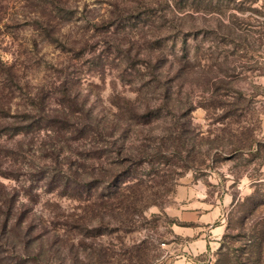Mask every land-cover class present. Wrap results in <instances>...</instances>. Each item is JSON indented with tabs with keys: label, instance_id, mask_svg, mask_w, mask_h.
Returning <instances> with one entry per match:
<instances>
[{
	"label": "rangeland",
	"instance_id": "obj_1",
	"mask_svg": "<svg viewBox=\"0 0 264 264\" xmlns=\"http://www.w3.org/2000/svg\"><path fill=\"white\" fill-rule=\"evenodd\" d=\"M2 78L20 82L9 114L64 78H76L78 108L102 126L126 102L138 113L158 110L127 136L117 131L96 145L108 153L85 164L101 176L136 170L135 210L98 217L37 191L44 222L85 216L86 227H103L82 258L102 247L107 264H139L141 256L157 263L173 229L186 226L178 217L187 202L204 196L221 206L225 226L224 255L218 246L204 263L264 264V0H0ZM52 97L49 108L61 110ZM91 146L77 142L71 151ZM113 147L126 161L112 162ZM32 165L51 167L34 148L25 163ZM68 231L78 244V230Z\"/></svg>",
	"mask_w": 264,
	"mask_h": 264
},
{
	"label": "trees",
	"instance_id": "obj_2",
	"mask_svg": "<svg viewBox=\"0 0 264 264\" xmlns=\"http://www.w3.org/2000/svg\"><path fill=\"white\" fill-rule=\"evenodd\" d=\"M75 79L64 78L57 88L43 87L34 96H27L29 106L20 114H9V102L14 90L19 89V79L2 78L0 82V179L13 184L6 185L0 180V264H54L55 259H59L60 264L109 262L108 248L101 247L100 251H92L84 258L79 255V251L88 248L95 250L92 244L103 235V227H86L85 216L79 217L76 224L59 218L44 222L35 211L40 198L38 190L77 202L98 217L104 213L135 210L139 200L135 190L141 184L135 178L136 170L128 166L125 170L101 176L94 174V165L89 171L85 164L108 153L96 145L115 137L117 131L127 136L133 124L148 123L149 117L158 110L146 107L145 112L138 113L126 102L122 113L102 126L97 116L78 108L84 102L79 104V96L72 90ZM56 93L60 96L61 110L49 108V101ZM87 140L92 144L88 150L71 151L73 143ZM110 145L114 146L113 142ZM33 148L44 161L50 162L51 167L25 166ZM112 149V162L126 161L121 157L122 149ZM256 151L259 152V147ZM126 159L131 161V158ZM69 229L80 233L78 244L66 236ZM144 245L137 248L144 247L146 251ZM218 253H222V244ZM141 259L145 258L141 256ZM141 261L139 264H146ZM222 262L223 258L218 264Z\"/></svg>",
	"mask_w": 264,
	"mask_h": 264
},
{
	"label": "crops",
	"instance_id": "obj_3",
	"mask_svg": "<svg viewBox=\"0 0 264 264\" xmlns=\"http://www.w3.org/2000/svg\"><path fill=\"white\" fill-rule=\"evenodd\" d=\"M187 203L178 217L186 226L173 229V241L155 264H205L203 259H211L218 248L225 230L221 206L207 203L204 196H196Z\"/></svg>",
	"mask_w": 264,
	"mask_h": 264
}]
</instances>
